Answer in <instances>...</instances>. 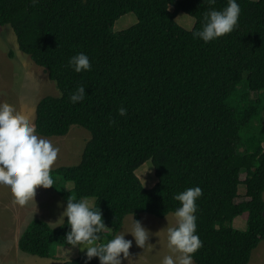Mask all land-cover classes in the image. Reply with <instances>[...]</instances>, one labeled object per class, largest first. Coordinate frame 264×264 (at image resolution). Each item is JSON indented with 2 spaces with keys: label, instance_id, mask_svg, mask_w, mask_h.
I'll use <instances>...</instances> for the list:
<instances>
[{
  "label": "trees",
  "instance_id": "1",
  "mask_svg": "<svg viewBox=\"0 0 264 264\" xmlns=\"http://www.w3.org/2000/svg\"><path fill=\"white\" fill-rule=\"evenodd\" d=\"M30 3L0 0V26L12 27L18 48L45 69L60 92L37 102L36 133L64 136L71 125L90 132L77 164L51 170L52 188L65 202L95 199L93 208L111 231L100 234L106 243L127 215L164 217L179 207L175 194L199 186L203 195L195 215L203 246L194 264H248L264 240V0H237L235 29L208 43L192 35L209 10L202 0H39L34 8ZM226 4L216 0L212 7ZM181 11L194 17L192 29L176 23ZM128 12L137 22L112 32ZM80 52L88 55L90 71L68 67ZM78 86L86 96L73 104L69 96ZM121 107L125 116L118 115ZM254 120L257 131L241 141V130ZM149 159L157 181L146 188L135 170ZM66 182L73 183L71 189ZM242 182L246 191L239 195ZM237 216L246 219L244 230L230 225ZM68 230L66 223L53 228L35 218L19 236L18 248L47 258L51 245L69 246ZM63 264H85V256Z\"/></svg>",
  "mask_w": 264,
  "mask_h": 264
},
{
  "label": "clouds",
  "instance_id": "2",
  "mask_svg": "<svg viewBox=\"0 0 264 264\" xmlns=\"http://www.w3.org/2000/svg\"><path fill=\"white\" fill-rule=\"evenodd\" d=\"M202 3H206L209 10L203 15L202 28L192 32L194 39L208 43L235 29L241 13L237 0H227L221 10L212 7L216 0H202ZM38 4L39 0H31L29 6L34 8ZM68 67L81 73L90 71L92 65L88 55L80 52L68 60ZM85 96V87L78 86L69 100L76 104L82 102ZM126 112L124 107L118 109L119 116H125ZM114 122L110 121V125ZM58 152L59 149L50 140L37 135L35 124L16 114L7 103H0V187L11 191L14 203L25 206L31 202L36 207L34 197L37 187L47 189L54 185L50 173ZM202 195L199 186L174 195L173 199L179 202V207L172 213L174 223L171 226L167 223L168 254L161 264H193L194 254L203 246L197 234L195 215L196 201ZM131 219L130 231H122L103 243L100 242V234L108 227L100 210H95L86 200L67 199L66 207L52 224L55 227L60 226L58 222L68 225L69 230L64 237L66 244L84 252L85 264L93 258H97L99 264H122L129 257L133 241L137 247L144 248L150 235L140 221L133 219V215ZM126 234L133 239H125Z\"/></svg>",
  "mask_w": 264,
  "mask_h": 264
},
{
  "label": "rangeland",
  "instance_id": "3",
  "mask_svg": "<svg viewBox=\"0 0 264 264\" xmlns=\"http://www.w3.org/2000/svg\"><path fill=\"white\" fill-rule=\"evenodd\" d=\"M170 9L172 10V7ZM175 21L187 30L192 29L195 23L194 17L182 11L176 15ZM136 22L135 13L128 12L114 22L111 30L117 33ZM59 94L55 82L49 79L45 69L36 65L28 54L18 48L12 27L9 24L0 26V103H7L16 114L34 124L37 102L46 95L58 96ZM255 97V93L250 94V98L254 99ZM231 101L234 103V99ZM262 117L264 119V112H262ZM251 131H257V120H254L248 129L241 130V141H244V136ZM38 136L50 140L53 146L59 149L57 158L52 165L53 169L77 164L90 139V132L81 126L71 125L68 133L64 136ZM238 150L242 152L243 146L241 145ZM135 174L146 188L152 187L157 181L151 159L142 163L135 170ZM244 176L245 173L241 172V179ZM65 186L71 189L73 183L66 182ZM245 191L246 186L242 182L238 186V193L244 195ZM34 200L36 207L31 202L20 206L14 203V197L9 189L0 187V264H63L66 260L84 255V252L79 248L55 244L51 245L50 256L47 258L22 252L18 248L19 236L31 220L40 218L51 227H55L56 225L52 223L58 220L63 208L66 207V202L52 187L47 189L37 187ZM82 200L88 201L92 206L95 201L92 197ZM58 204L61 206L58 207ZM172 213H168L164 217L148 213H141L138 217L133 215V219L140 221L150 235L144 248L137 247L133 241V245L129 249V257L123 260L122 264H161L163 257L168 254L166 227L167 223L168 226L174 223ZM131 218L132 215H127L124 218L121 229L115 235L131 230ZM243 223H246V219L237 216L234 221L230 222V225L240 229ZM58 224L61 223L58 222ZM105 233L107 236L111 235L109 230H105ZM125 239L132 240L133 238L130 234H126ZM262 247L264 246L253 250L248 264L254 263L253 255L258 253ZM258 264H264V261Z\"/></svg>",
  "mask_w": 264,
  "mask_h": 264
},
{
  "label": "crops",
  "instance_id": "4",
  "mask_svg": "<svg viewBox=\"0 0 264 264\" xmlns=\"http://www.w3.org/2000/svg\"><path fill=\"white\" fill-rule=\"evenodd\" d=\"M235 219V218H234ZM234 221V220H233ZM246 223H243L242 224V228H240L241 230H244L246 228ZM241 227V226H239ZM239 229V228H238ZM262 241V242H261ZM257 247L254 249V251L259 247V246H264V240H261ZM253 252V251H252ZM253 254V253H252ZM255 255H253V258L255 259V261H253L254 263L253 264H258L260 262H263L264 261V247H262V249H260L258 251V253H254Z\"/></svg>",
  "mask_w": 264,
  "mask_h": 264
}]
</instances>
